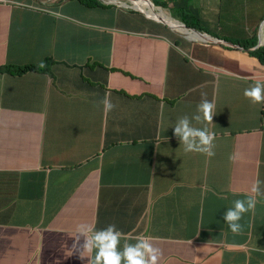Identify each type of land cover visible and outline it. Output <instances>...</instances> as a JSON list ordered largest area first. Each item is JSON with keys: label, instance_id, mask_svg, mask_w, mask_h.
Here are the masks:
<instances>
[{"label": "crops", "instance_id": "crops-1", "mask_svg": "<svg viewBox=\"0 0 264 264\" xmlns=\"http://www.w3.org/2000/svg\"><path fill=\"white\" fill-rule=\"evenodd\" d=\"M257 6V11H248L246 4L244 10L253 16L251 20L261 42L264 35L261 0ZM33 17L41 18L44 25L52 23L48 17ZM61 22L82 30L85 37L77 35L69 46L48 34L46 44L37 47L29 43L24 25L11 36L6 33L0 36V66L25 67L44 64L41 62L46 59L56 61L42 72L18 78L0 74V113L6 98L24 101L27 109L40 107L41 113H47L42 117L4 119L0 123L4 149L27 146L33 155L31 159H38L35 155L46 136L45 120L52 119L48 116L50 111L62 113V129L66 127L69 133L78 120L90 116L99 123L100 133L109 143L139 140L132 146L134 164L139 166L133 175L125 174L131 186L129 191L107 194L112 197L107 201L112 199L114 203L111 210L126 221L125 233L152 237L169 264H187L186 261L216 264L221 246L237 239L260 251L256 255L264 256V103H253L244 95V90L257 81L264 83V62L216 40L197 43L198 38H191L192 44L185 42L173 50L148 35L115 29L111 40L89 26L88 21ZM204 29L218 38L224 37L223 28L217 25ZM169 51L171 59L167 62ZM176 71L182 75L178 87L199 86L186 108L191 116L197 114L202 99L213 101L219 109L214 129L221 135L213 142L212 156L185 152L183 145H173L169 137L173 135L172 122L160 126L149 114L153 103L144 100V93L157 94L168 74ZM105 99L114 105L111 110H105ZM48 131L54 140L59 127ZM154 153L169 160L174 171L166 163L168 173L163 175L164 179L149 186L150 171L141 163L154 158ZM111 160L114 166L127 158L123 152H117ZM202 163L206 166L197 188L192 168ZM119 170L111 167L108 175L114 177ZM257 180L261 181L262 194L256 199L251 188ZM26 187L46 190L48 183L41 179ZM246 197L255 198L257 207L242 214L241 233H232L223 213L234 200ZM79 199L76 196L73 203ZM98 210L104 215L99 206ZM95 216L94 209L82 211L71 230L76 231L81 223L94 226ZM0 251H5L0 264H26V251L1 230Z\"/></svg>", "mask_w": 264, "mask_h": 264}, {"label": "clouds", "instance_id": "clouds-1", "mask_svg": "<svg viewBox=\"0 0 264 264\" xmlns=\"http://www.w3.org/2000/svg\"><path fill=\"white\" fill-rule=\"evenodd\" d=\"M32 1L34 0H0V36L5 33L11 36V33L24 25L23 28L29 33V43L32 46L45 45L49 37L45 25L42 24L41 18L33 17L41 15L50 18L52 21L50 24L57 21L56 17H59L60 21L68 20L75 24L88 21L89 26L94 27L97 32L104 33L111 40H114L112 31L115 29L130 34L148 35L173 50L185 42L192 44L191 37L181 33L177 28H184L198 36L197 43L204 42L203 40H216L225 47L237 48V51L242 50L251 54L264 48V35L260 42L252 20V23H247L241 30L236 29L235 21L232 19L226 21L227 24L221 23L224 13L220 9L223 8L224 0H209V2L191 0L189 8L186 7L188 3H184L185 0H145L152 6L153 12L161 14L158 17L138 8L132 0H67L63 5L52 10L40 9L34 6ZM73 1L80 8L61 14L60 11L64 10L66 4ZM257 1L242 0L241 5L247 4L248 11H257ZM206 2L217 12V23L210 22L211 18L215 19V17L208 13L206 18L200 17V10L209 7L206 6ZM261 3L264 8V0H261ZM192 9L198 11L199 17L196 19L190 17ZM165 10L168 13H165ZM93 12L99 22L90 19L78 20V15ZM243 14L250 19L253 17L246 14L245 10ZM162 15L170 17V20L165 21ZM37 20H40L41 24L33 28L31 22ZM201 20L203 22H200ZM212 25L223 28L221 34L224 37L218 38L204 29ZM61 41L69 46L73 44ZM252 43L255 46L247 49ZM165 59L167 62L170 61V51ZM54 62L55 59H46L41 62L44 64L25 67L5 64L0 66V74L18 78L32 72H42ZM181 80L182 75L177 71L171 72L157 94L144 93V100L150 99L153 103L149 114L152 119L159 121L160 126L172 122L173 135L169 137L173 145H183L185 152L212 156L213 142L221 135L214 129L218 108L213 101L202 99L197 105V114L191 116L186 108L190 97L199 86L180 88L178 85ZM244 95L253 103H264V83L257 81L244 90ZM103 103L105 110H111L114 106L108 99ZM39 109L40 107L27 109L26 102L6 98L2 104L0 123L8 117L22 119L28 115L47 116V113L43 114ZM48 116L52 119L45 120L46 136L39 144V153L35 155L38 159H31L33 155L29 154L27 146L13 150L4 149L0 138V230L6 236H11L13 232L18 234V240L13 243L18 242L26 251L24 262L26 264H169L161 250L154 245L152 237L123 231L126 221L111 210L114 206L112 199L107 201L112 198L107 196L108 193L121 194L129 191L131 186H128L125 174L133 175L135 168L139 166L134 164L135 155L132 150V146L139 140L109 143L102 137L99 123L90 116L78 120L74 124L73 132L69 133L66 127L62 129L61 112L50 111ZM194 124L199 127H195ZM209 125L212 127L211 130ZM56 127H59V131L52 140L47 129L51 131ZM73 147L77 149L73 151ZM117 152H123L127 160L113 166L111 158ZM154 156L155 153L152 157ZM166 163L173 173L174 165L161 156H155L141 163L142 167L150 171L149 186L164 179L163 175L168 173L165 168ZM189 164L191 166V162ZM205 166L206 164L202 163L199 167L192 168V180L197 188L200 186L198 179L203 176ZM111 167L120 169L114 177L108 175ZM58 172L60 175L56 176ZM41 179L47 180L46 190L26 187L35 185ZM260 184V180L253 184L251 191L256 194L249 196L257 199V196L262 194ZM78 195L79 202L73 203V199ZM253 197L236 199L232 202V206L224 211L223 220L232 233H241L239 221L242 214L253 208L255 211L257 204ZM98 206L104 215L98 210ZM92 209L96 212L95 225L81 223L76 227V231L71 230L79 214ZM200 242L204 243L201 240ZM256 253L260 251L249 247L241 240H230L228 246H221L219 262L216 264H264V256ZM186 263L191 264L187 261Z\"/></svg>", "mask_w": 264, "mask_h": 264}, {"label": "rangeland", "instance_id": "rangeland-1", "mask_svg": "<svg viewBox=\"0 0 264 264\" xmlns=\"http://www.w3.org/2000/svg\"><path fill=\"white\" fill-rule=\"evenodd\" d=\"M65 1L67 0H34L32 1L33 5L36 7H39L40 9H46V10H52L54 8L59 7L60 5H63L65 3ZM188 3L186 5L187 8L190 7L191 4V0H185L184 3ZM209 2V0H208ZM208 2H206V6L208 5ZM242 0H224V5L223 8L220 9L221 12L224 13L223 17H222V21L221 23L223 24H227L226 21L229 20H234L235 21V26L236 29L241 30L242 28H244L247 23H252L251 19L243 14L244 5H241ZM80 8L79 6H76L74 1L71 2L70 4H66V6L64 7V10H61L60 13L64 14L67 12H72L73 10ZM197 12L195 9H192L190 11V17L191 19H196L197 17H199L197 15ZM82 13V12H81ZM165 13H168L167 10H165ZM206 13H208L209 15L215 17V19L211 18L210 22H218V17H217V12L212 9L210 6L204 10H200V17L206 18ZM78 20L79 19H90L93 21H97V17L95 15V12H93L92 14H85V15H78ZM124 18V17H123ZM57 21L54 24H50L47 23L45 24V30L47 32V34H53L56 37V40L61 41L64 40L67 43H74L73 41H75V37L77 35H83V37L86 35L85 32H83L82 30H79L78 28H75V26H72L70 24H64L60 21L59 17H56ZM99 22V21H97ZM200 22H203V20H201ZM41 21L37 20L36 22H31V25L34 26L35 25H40ZM226 35H228L227 33H225ZM219 115V109H218V114ZM216 120H217V116H216ZM216 125V122H215ZM195 127H199L197 124H194ZM216 133H218L219 131L215 130ZM18 234L16 232H13V234L11 236H8L10 240L17 241ZM5 258V251H0V260Z\"/></svg>", "mask_w": 264, "mask_h": 264}, {"label": "bare ground", "instance_id": "bare-ground-1", "mask_svg": "<svg viewBox=\"0 0 264 264\" xmlns=\"http://www.w3.org/2000/svg\"><path fill=\"white\" fill-rule=\"evenodd\" d=\"M132 1L136 4V6H137L138 8H140V9L146 11L148 14H152L153 16H156V17L161 16L160 13L153 12V10H151V9H152V6H151L149 3H146L145 0H132ZM162 17H163V19H164L165 21H169V20H170V17H168V16L162 15ZM170 23H172V22L170 21ZM172 24H173V23H172ZM177 29H178L181 33H183V34H185V35H188V36H190L191 38H199L198 36H195V35H193L192 33L188 32V31L185 30L184 28H177Z\"/></svg>", "mask_w": 264, "mask_h": 264}, {"label": "trees", "instance_id": "trees-1", "mask_svg": "<svg viewBox=\"0 0 264 264\" xmlns=\"http://www.w3.org/2000/svg\"><path fill=\"white\" fill-rule=\"evenodd\" d=\"M181 15H183V14H181ZM183 19L186 20V17L184 15H183ZM148 25L151 26L152 28H155V26L150 24V23H148ZM253 46H255L254 43H252L251 45L247 46V49H249L250 47H253ZM252 54L257 56L258 58H260L264 62V48H260V49H258L256 51H254ZM55 175L59 176L60 172L56 173ZM52 180L53 179H51V182H52Z\"/></svg>", "mask_w": 264, "mask_h": 264}]
</instances>
